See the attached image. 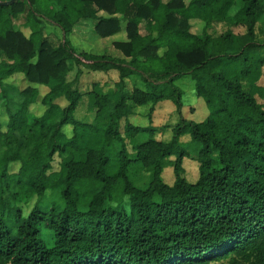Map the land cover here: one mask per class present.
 Returning <instances> with one entry per match:
<instances>
[{"label":"trees","instance_id":"obj_1","mask_svg":"<svg viewBox=\"0 0 264 264\" xmlns=\"http://www.w3.org/2000/svg\"><path fill=\"white\" fill-rule=\"evenodd\" d=\"M85 21L124 33L117 54L79 45ZM0 58V86L26 82L0 92V264H264V0H0ZM75 65L119 80L82 90ZM184 76L202 121L182 116ZM164 100L180 115L169 140L129 119Z\"/></svg>","mask_w":264,"mask_h":264},{"label":"rangeland","instance_id":"obj_2","mask_svg":"<svg viewBox=\"0 0 264 264\" xmlns=\"http://www.w3.org/2000/svg\"><path fill=\"white\" fill-rule=\"evenodd\" d=\"M240 3V2H239ZM237 4L234 9L232 10L231 13H235L236 10L239 8L240 4ZM19 21V20H18ZM18 21H16V26H18ZM262 20L259 21V25L261 24ZM198 29V28H197ZM229 29V26L226 24H220L217 25L215 28V31L217 33H221ZM243 32L244 30H239V32ZM260 35V34H259ZM1 59V58H0ZM81 69L80 77L77 82V85L79 86L80 89L82 90H87L92 87L94 83H99L100 85H104V83H115V80L113 78V73L111 72H99V71H92L87 69L84 66H78L75 65L74 68L71 70L69 74V80L75 79L77 71ZM108 73V74H107ZM127 89H132V82L128 80L127 82ZM176 84L180 87V89L183 91V102L186 104H192L194 107H196V113L193 116V120L199 122L204 120L208 114H209V108L206 105V102L203 98L197 96L195 92V83L189 76H184L181 77L176 81ZM260 84L264 86V68H263V76L260 80ZM140 86V85H139ZM142 88H144L143 84H141ZM2 90H5V92L9 95V97H16L17 95V90L12 86V85H3L0 86V92ZM260 102L264 103V99H259ZM165 102V101H163ZM140 108H142V111L139 112V115L137 117H130V121L134 124L140 125V126H148L152 124H148V118L146 117L147 115L149 116V110L150 106L149 105H143ZM0 123L2 124L3 128L6 126L5 124L8 121V116L6 114H3L4 111L0 110ZM3 111V113H2ZM154 112V111H153ZM164 113L162 114V116ZM93 113L88 111L87 108H80L79 112L77 113L76 117L82 120H92L93 118ZM152 116V114L150 115ZM174 114L173 116L166 120V121H160V124L158 126L152 125L157 128L156 132V137L158 139H163V140H169L172 136V128L176 123L173 122ZM188 137H185L183 140L186 141ZM58 162L59 158L57 157L55 167L58 168ZM184 167H185V174L188 178L189 181H195L196 178L198 177L199 173V163L193 159V158H185L184 159ZM147 177V175H146ZM164 179L167 183L172 184L175 180L174 177V172L173 168H167L164 172ZM141 184H144L142 182ZM58 195L53 192H48L44 198L41 200H32L27 207L25 208V211L28 213L32 207L35 204L42 205L45 208H49L51 203L58 200ZM46 232V231H45Z\"/></svg>","mask_w":264,"mask_h":264},{"label":"crops","instance_id":"obj_3","mask_svg":"<svg viewBox=\"0 0 264 264\" xmlns=\"http://www.w3.org/2000/svg\"><path fill=\"white\" fill-rule=\"evenodd\" d=\"M18 21V20H17ZM21 22L18 21V25ZM92 24L91 21H85L79 23V25L76 27V32L74 34V38L76 41H79V45L83 47L84 49L89 50H95V51H107L114 54H117V51H115L112 48V42L116 39H124L125 35L124 33H121L119 35L113 36L111 38L107 39H98L96 36L91 34L90 32L86 31L85 27H89ZM1 60V59H0ZM99 72H105V71H99ZM107 72L113 73V78L115 80V83L119 80V73L117 70H110ZM108 74V73H107ZM115 83H104V85L108 84V86L112 87ZM7 84L16 85L18 87H24L26 82L24 79V75L22 74H16L14 75ZM41 93L45 94L47 92V87L40 86ZM195 93V92H194ZM196 94V93H195ZM165 102L161 101L159 102L154 109V112L152 113V116H146L148 118V124H152L155 126H158L160 124V121H166L170 119L173 114L174 118L173 122L177 123L179 121L180 115L176 111V106L171 100H164ZM141 106L136 107L135 113L131 117H137L139 115V112L142 111ZM39 111H42V108H38ZM4 111V110H3ZM2 111V113H3ZM1 112V111H0ZM164 115L162 116V114ZM196 113V107L192 104H186L184 103L183 109H182V116L187 119H194L193 116ZM3 114H6L5 112ZM7 115V114H6ZM133 123V121H132ZM172 130V129H171ZM172 132V131H171ZM172 134V133H171Z\"/></svg>","mask_w":264,"mask_h":264}]
</instances>
